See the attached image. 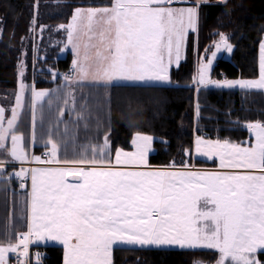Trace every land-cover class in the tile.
<instances>
[{"label": "snow or ice", "instance_id": "1", "mask_svg": "<svg viewBox=\"0 0 264 264\" xmlns=\"http://www.w3.org/2000/svg\"><path fill=\"white\" fill-rule=\"evenodd\" d=\"M177 2L181 0H111L109 6L77 8L71 22L59 26L66 28L68 44L76 55L72 70L76 79L66 76L65 83H78L89 75L104 86L117 81L167 82L173 53L179 61L181 44L189 29L196 30L199 7L207 0H196L192 7H174ZM221 45L232 51L223 34L217 51ZM259 50L257 80L206 79L216 56L213 52L212 58L200 65L199 84L264 90V41ZM25 87L21 82L10 118L0 107V150L11 161L31 159L62 166L22 168L9 174V178H19L30 171L29 231L17 237L18 244L0 245V264H6V253L26 248L32 234L60 242L64 264H112L113 245L117 243L176 246L185 251L214 249L220 254L217 264H261L257 254L264 252V123L246 125L255 136L250 144L196 140L197 152L209 159L218 157L220 168L243 171L116 167L147 164L152 138L139 134L133 139L136 151L117 150L113 163L106 156L107 135L103 144L84 147L80 158L61 160L60 145L50 133L44 145L49 151L42 159L27 155L24 137L16 132ZM47 96L48 92L32 88L33 113L37 100ZM69 96L74 105V94ZM68 103L66 98L65 105ZM82 119L83 115L77 117V121ZM67 135L66 129L63 136ZM8 138L10 148L5 143ZM11 161L0 160V179Z\"/></svg>", "mask_w": 264, "mask_h": 264}, {"label": "trees", "instance_id": "2", "mask_svg": "<svg viewBox=\"0 0 264 264\" xmlns=\"http://www.w3.org/2000/svg\"><path fill=\"white\" fill-rule=\"evenodd\" d=\"M53 1L45 0L44 3L60 5L62 10L46 18L49 26L67 22L76 6H109L111 3V0ZM32 2L0 0L1 106L11 102V92L15 93L21 71L26 74L27 83H32L36 90L47 89L49 93L36 103L33 128L27 115L26 123L21 126V133L33 142L32 154L46 158L42 153L49 151L44 145L50 133L60 145L58 155L61 160L80 158L84 147L103 144L107 135L106 156L109 158L117 147H130L134 132H143L155 137L154 151L149 155L150 165L214 166L213 161L193 157L194 135L243 145L250 138L246 125L264 123V90L195 86L196 62L202 55H207L220 34L228 38L233 48L229 59H216L211 77L249 79L257 76L258 46L264 34V0L201 4L196 30L187 33L181 59L168 69L169 84L114 82L108 86L66 84L64 78L69 73L71 55L66 53L63 58H58L55 47L51 51L55 58L50 59V68L58 73L52 79L51 71L44 70L47 59L41 50L44 20H36ZM69 93L74 94V105ZM66 98L69 100L67 106ZM22 112L17 125L24 117ZM80 115L84 119L77 121ZM66 129L67 137L63 136ZM8 140L10 138L6 139V145ZM65 141H70L67 147ZM3 153L0 150V159L4 158ZM88 155L90 157L91 153ZM11 182L16 184L15 179ZM17 194L16 190L8 188L0 201L15 198ZM25 207L20 202H12L10 216L14 226L20 225L21 221L23 227L26 224ZM30 249H39L41 253H30L27 264H62L63 248L60 245H33ZM257 255L264 261V252ZM217 258L218 253L209 249L185 251L169 247L115 246L112 251V264H205L213 263Z\"/></svg>", "mask_w": 264, "mask_h": 264}, {"label": "rangeland", "instance_id": "3", "mask_svg": "<svg viewBox=\"0 0 264 264\" xmlns=\"http://www.w3.org/2000/svg\"><path fill=\"white\" fill-rule=\"evenodd\" d=\"M57 1H59V0H54L53 2L57 3ZM44 2H45V0H33V2H32V10L34 12L33 13L34 17H35V15L37 13L36 20H38L39 22H42V20H44V25H42L43 28H44V46L41 49L42 51H44V55L46 56L44 59H47V62L44 63V70L45 71H51L50 73L52 74V79H55V77H56L58 72L53 71V69L50 68V66H51L50 59L55 58V56H53L52 53H51L53 47L56 48L55 49L56 57L63 58L65 56V54H66V51L69 50V51H71L74 54V59H76V55L73 52L71 45L68 44L66 28L65 29H61V28H59V26L60 25L67 26L71 22V18L73 16V13L78 7L74 8L72 14L70 15V19H69L67 24L65 23V24H57L55 26L54 25L49 26V23L45 22L46 18L49 15H54V13L61 12L62 7H60V5L56 6L57 4H50L48 2H46V3H44ZM97 7H104V6H97ZM174 7H176V6H174ZM80 8H88V7L87 6H81ZM34 19L35 18H33V21H34ZM60 30L62 31V33L59 32ZM189 30H191V29H189ZM59 33H61V36H60ZM39 37L40 36H38V39H39ZM42 38H43V36H42ZM184 42H185V39H184V41L181 44V49H180L181 57H182V53H183ZM219 42H220V37L218 38L217 42L214 43L215 45H213V47L207 53V55H205V56L202 55L199 58L198 63H196V73H195V86L196 87L197 86L198 87H206L207 86V87L219 88V87L211 85V84L206 85V86L199 84V68H200L201 63H207V60L209 58H212V53L216 52L215 58L212 59L211 67L208 70V72L206 73V79L214 80V78H212L211 74H210L211 68L213 67L216 59L224 58L223 57L224 53L228 52L223 47V45H221L220 50L217 51L216 44L219 43ZM173 54H175V53H173ZM48 59H49V61H48ZM69 74H71V72ZM69 74H66V76H69ZM27 80H28V78L26 77V74L23 73V76H21V79H19L18 81L23 82V84L26 86L25 89H24V107L22 109V111H23L22 113H24V117L27 115V117L29 118V121H30V127L32 126V128H33L32 119H33L34 113H33V109H32V92L29 91L28 88H27V84H28ZM81 81H84V82H95V81H93V79H92V77L90 75L88 77L82 79ZM64 82H65V78H64ZM75 84H78V83H72L71 85H75ZM158 84H169V80L167 82H159ZM46 90L40 89L39 91H46ZM46 92H48V90ZM13 96H14V94H13V91H12L11 92V102L9 104H7V106L5 104L3 106H1V104H0V107H3L5 109V116H7L8 110H9L10 106L12 105ZM40 101L41 100H37V102H40ZM24 117L22 119L21 124L17 125L16 129H18V130H16V132H17V134L22 135L24 137L23 146H24V149H25L27 155L29 157L38 156L37 154H32V147L31 146H32L33 142H31V139H29V136L26 137L25 135H23L21 133V129H22L21 126H23L26 123V117L25 118ZM252 123H255V122H252ZM32 128H31V130H32ZM248 133L250 135V138L248 140H246V142L243 145L250 144V143L254 142V140H255L254 134L252 132H250L249 130H248ZM138 134L139 135H143V136H148V137L152 138L151 143L149 145V149L147 151V155H146L147 164L146 165H119V166H116V167L123 168L125 170H137V171H149V170H156V171H160V170H163V171H194V170H177L173 166H153V165H150L149 164V155L154 151L153 140H154L155 137L150 135V134L143 133V132H134L132 134L129 148L117 147L113 151V153L109 156V158L113 161V163L115 161V155H116V151L117 150H120L121 152H125V153H132V152L136 151V149H135V147L133 145V139ZM197 138H200L201 140L206 141V142L207 141H217V140H213V139H210V138L203 137L201 135H197V134L194 135L193 144H192V148H191L193 157L203 158V159H207L209 161H214L215 159L219 160L218 157H213L212 159H209L207 156L202 155L199 152H197V145H196ZM221 142H223V141H221ZM7 146L10 148V146H11V141L10 140H8ZM4 153H3L4 154V158L0 159V160H5L6 162L11 161V157L8 156L6 152H4ZM42 159H45V158H42ZM58 166H62V165H57L55 163L50 164V165H44V164H39V163L36 164V162L31 161V159H29L28 161H24V162L11 161L10 163H6L5 172L3 174L4 178L0 179V196H3L6 193V191H8V188L10 189V191L16 190L18 192L16 197L15 198L9 197V198L13 200L12 202H16V203L20 202V204L23 207L26 205V207H25L26 208L25 209V211H26L25 212V215H26V219H25L26 226H25L24 230L20 231V236L21 237L23 236V234H27L28 231H29V228H28V223H29V219H28V217H29L28 205H29V202H30V193H31V189H32L31 175H30V171H29L28 174L26 176H24V177H19L18 178L16 176L12 175L9 178V174L15 173V172H19V171H21L22 168L30 170L31 168L58 167ZM195 172H203V171H195ZM204 172H206V171H204ZM11 179H15L16 184L14 182H11ZM22 185H23V187H22ZM23 201H25V204H23L24 203ZM4 223L5 222H2L1 225H4ZM27 244L29 246L30 245L31 246H33V245H45V244L60 245L63 248V261L62 262L64 264V247H63V245L60 242L48 240L46 236L41 238V237H39V236H37L35 234H32L30 239H29V241L27 242ZM115 246H130L131 247V245H125L123 243L114 244L113 248ZM133 247H140V246H133ZM161 247L178 248L176 246H161ZM27 250H28L27 246H26V248L25 247H21V251H22L23 256L25 258L27 256ZM209 250H214V249H209ZM214 251H216V250H214ZM216 252L218 253V258L213 263H205V264H217V261L220 258V254H219L218 251H216ZM111 259H112V256H111ZM257 259H258V255H257ZM5 260H6V263H7V258H5ZM261 262H262L261 264H264V261H261Z\"/></svg>", "mask_w": 264, "mask_h": 264}, {"label": "crops", "instance_id": "4", "mask_svg": "<svg viewBox=\"0 0 264 264\" xmlns=\"http://www.w3.org/2000/svg\"><path fill=\"white\" fill-rule=\"evenodd\" d=\"M221 1H224V0H207V2H221ZM195 3H196V0H181V2L174 3L173 6H176V7H192V6L195 5ZM76 7L80 8L81 6H76ZM76 7H74V8H76ZM87 7H96V6H87ZM74 8H73V10H74ZM73 10H72V12H73ZM72 12H71V14H72ZM69 19H70V17L68 18V21H69ZM68 21L65 22V23L67 24ZM65 23H62V24H65ZM189 31H192V30H189ZM217 40L215 42H217ZM261 41H264V34H263V36H262V38H261V40L259 42V45H260ZM214 43H213V45H215ZM232 48H233V46H232ZM66 53H69L71 55V63H70L71 70L69 71V73L71 72V74H69V73L68 74H69V76L73 77V79L75 80L76 79V73H74L72 71L73 70L74 54L71 51H69V50H67ZM259 54H260V50H259V46H258V62H257L258 73H257L256 77L249 78V79L214 78V80L215 81H220V82H223L225 80H228V81L257 80L259 78ZM230 55H231V52H225L223 57L226 58V59H229ZM180 59H181V54H180ZM198 60H197L196 63H198ZM177 63H178V61H176V59H175V54H173L172 63L168 65V69H169L170 66H174ZM81 83H93V84L103 85L102 83H98V82H84V81L80 80L78 82V84H81ZM115 83H132V82L117 81ZM158 83H159V81L144 82V83H133V84H158ZM27 88H28L29 91L32 92V88H33L32 83H30V84L28 83L27 84ZM223 88H226V87H223ZM233 88H239V86H236V87H233ZM44 90H46V89H44ZM37 91H39V90H37ZM213 162L215 163L214 166L196 167V166L192 165V166L175 167V168L177 170H194V171H203V172L204 171H206V172L243 171V170L222 169V168H220V161L219 160L215 159ZM36 164H38V163H36ZM44 165H50V164H44ZM11 209H12V199H10L8 197L7 201H0V213L3 210V212L1 214H4V216H2L0 214V222L1 223L5 222L4 225H1V223H0V245L5 246V247H7L9 244H18L19 242L17 241V237L20 236V231L24 230L25 226H26V224H24V227H23V221H21L20 225L18 224L17 226H14V223H13L14 221L12 220V217L10 216ZM18 226H19L20 229L18 228ZM10 253L11 252L6 253L5 254V258H8V255ZM62 264H63V262H62Z\"/></svg>", "mask_w": 264, "mask_h": 264}, {"label": "built area", "instance_id": "5", "mask_svg": "<svg viewBox=\"0 0 264 264\" xmlns=\"http://www.w3.org/2000/svg\"><path fill=\"white\" fill-rule=\"evenodd\" d=\"M69 69H71V68L69 67ZM44 154L45 153H42L43 157H44ZM17 241H18V239H17ZM27 246L29 247L27 250V255L30 253H33L35 255H39L41 253V251L39 249L31 250L30 246L28 244H27ZM24 261H25V257L23 256V253H22L21 247H20L17 252H11L8 255L6 264H24Z\"/></svg>", "mask_w": 264, "mask_h": 264}, {"label": "water", "instance_id": "6", "mask_svg": "<svg viewBox=\"0 0 264 264\" xmlns=\"http://www.w3.org/2000/svg\"><path fill=\"white\" fill-rule=\"evenodd\" d=\"M20 84H21V82L20 81H17L16 87H15V93H14V96H13V102H12V105L10 106V108L8 110V114L6 116L7 118H10L11 117V108H13L15 106L16 95L20 92ZM18 111L22 112V110H19V109H18ZM5 125H6V121H5ZM69 179H71V178L69 177Z\"/></svg>", "mask_w": 264, "mask_h": 264}]
</instances>
